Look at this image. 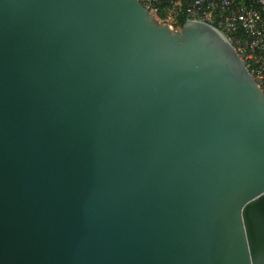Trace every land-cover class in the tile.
Segmentation results:
<instances>
[{"label": "water", "instance_id": "1", "mask_svg": "<svg viewBox=\"0 0 264 264\" xmlns=\"http://www.w3.org/2000/svg\"><path fill=\"white\" fill-rule=\"evenodd\" d=\"M0 264H264V94L225 34L0 0Z\"/></svg>", "mask_w": 264, "mask_h": 264}, {"label": "built area", "instance_id": "2", "mask_svg": "<svg viewBox=\"0 0 264 264\" xmlns=\"http://www.w3.org/2000/svg\"><path fill=\"white\" fill-rule=\"evenodd\" d=\"M158 21L166 8L187 20L208 23L234 46L264 94V0H140Z\"/></svg>", "mask_w": 264, "mask_h": 264}, {"label": "trees", "instance_id": "3", "mask_svg": "<svg viewBox=\"0 0 264 264\" xmlns=\"http://www.w3.org/2000/svg\"><path fill=\"white\" fill-rule=\"evenodd\" d=\"M167 20L172 21L176 29L182 28V26L186 22V18H183L180 15L173 14L168 9L164 8L158 15V21L162 22Z\"/></svg>", "mask_w": 264, "mask_h": 264}, {"label": "rangeland", "instance_id": "4", "mask_svg": "<svg viewBox=\"0 0 264 264\" xmlns=\"http://www.w3.org/2000/svg\"><path fill=\"white\" fill-rule=\"evenodd\" d=\"M159 22V21H158ZM160 24H167V25H170L174 30H177L175 27H174V24L172 23V21H162V22H159Z\"/></svg>", "mask_w": 264, "mask_h": 264}]
</instances>
